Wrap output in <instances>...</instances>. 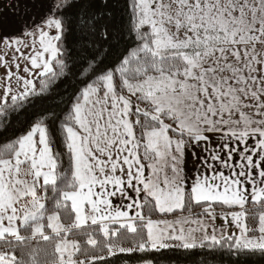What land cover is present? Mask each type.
I'll list each match as a JSON object with an SVG mask.
<instances>
[{"label":"snow or ice","instance_id":"6c2138e0","mask_svg":"<svg viewBox=\"0 0 264 264\" xmlns=\"http://www.w3.org/2000/svg\"><path fill=\"white\" fill-rule=\"evenodd\" d=\"M197 250L264 264V0H0V264Z\"/></svg>","mask_w":264,"mask_h":264},{"label":"trees","instance_id":"16d2710c","mask_svg":"<svg viewBox=\"0 0 264 264\" xmlns=\"http://www.w3.org/2000/svg\"><path fill=\"white\" fill-rule=\"evenodd\" d=\"M96 6L101 11H119L120 6H126V0H108L109 5H117L116 8L105 9L104 0H95ZM156 255V258L159 259L160 264H237L231 257L225 253H208L201 252L199 250L194 251L190 254H187V259H184L185 254L180 256H171L167 253L160 256L159 254H149ZM148 257L146 256L145 259ZM142 259H137L134 261L122 260L120 264H140ZM250 264H256V258H252Z\"/></svg>","mask_w":264,"mask_h":264},{"label":"crops","instance_id":"0c3cea01","mask_svg":"<svg viewBox=\"0 0 264 264\" xmlns=\"http://www.w3.org/2000/svg\"><path fill=\"white\" fill-rule=\"evenodd\" d=\"M218 212H219V210H218ZM169 218H171V217H169ZM221 224H222V221L218 219L217 220V226L219 227Z\"/></svg>","mask_w":264,"mask_h":264},{"label":"rangeland","instance_id":"374dc122","mask_svg":"<svg viewBox=\"0 0 264 264\" xmlns=\"http://www.w3.org/2000/svg\"><path fill=\"white\" fill-rule=\"evenodd\" d=\"M140 264H144V262L140 263Z\"/></svg>","mask_w":264,"mask_h":264}]
</instances>
